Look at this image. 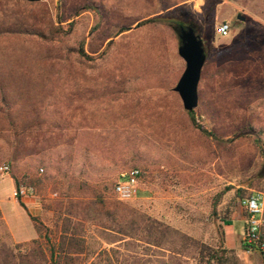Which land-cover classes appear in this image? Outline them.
I'll list each match as a JSON object with an SVG mask.
<instances>
[{"label":"rangeland","instance_id":"374dc122","mask_svg":"<svg viewBox=\"0 0 264 264\" xmlns=\"http://www.w3.org/2000/svg\"><path fill=\"white\" fill-rule=\"evenodd\" d=\"M250 2L257 20L245 11ZM259 2L0 0V166L10 168L0 174V201L11 227L34 232L11 196V179L32 173L43 181L41 192L31 187L41 208L32 217L48 230L43 242L56 244L70 202L95 200L81 183L104 196L110 215L79 213L84 250L74 264H105L107 254L132 264H215L211 256L228 250L225 227L245 233L241 202L264 195ZM155 16L192 24L203 42L194 111L208 134L192 126L173 91L185 67L177 34L165 23L140 25ZM220 22L230 25L228 37L215 34ZM134 167L139 193L119 201L114 184ZM121 216L152 218L185 238H172L171 251L117 241ZM242 237L239 253L258 255ZM15 246L0 215V264H20Z\"/></svg>","mask_w":264,"mask_h":264},{"label":"trees","instance_id":"16d2710c","mask_svg":"<svg viewBox=\"0 0 264 264\" xmlns=\"http://www.w3.org/2000/svg\"><path fill=\"white\" fill-rule=\"evenodd\" d=\"M149 23H165L174 32L178 33L179 27L185 24L181 21H177L173 18H167L165 16H155L151 19L141 22L140 25H145ZM126 31L125 28H120L119 33ZM3 102V100H2ZM189 120L193 127L199 129L202 133L208 134V132L200 126L195 118V111L186 112ZM137 168V167H134ZM138 169V168H137ZM15 188H18L21 184L26 187H33L36 191L41 192L43 188V181L38 178L36 174L28 173L23 176V181L13 179ZM76 183V182H75ZM80 189L85 190L91 194V197L95 200L88 201L86 203L79 200V202H70V210L63 216L61 220V227L59 230V237L56 244L49 240L48 236H45V241L42 239V232L46 228L39 222L35 217L29 215L30 221L32 222L34 229L38 235V238L27 243L17 244L15 249L17 250V257L20 264H74V256L81 254L84 250V227L81 223L79 213L84 214V216L95 215H110L108 210L105 208V203L103 201V194L100 191L91 188L86 183L80 184ZM243 199V198H242ZM20 206L25 209L20 198L17 199ZM78 209V212H73V209ZM26 210V209H25ZM112 219L117 221L114 218ZM121 220L117 224L116 233L120 236L117 241H122L127 236L129 239H134L140 243L147 245L148 247H154L155 249H170L168 244L171 243L172 238H185L177 230L170 228L152 218L142 216L141 218H130L129 220L124 219L123 216L120 217ZM137 237V238H136ZM261 237L264 238V230L261 233ZM170 242V243H169ZM245 251L257 250V248H249L243 245ZM175 252V251H173ZM107 252H102V254ZM222 255L217 256L212 255L211 258L214 259L215 264H239V260L236 257L233 250H221ZM100 254V253H99ZM105 264H132L129 262H119L117 259L112 260L108 254L104 260Z\"/></svg>","mask_w":264,"mask_h":264},{"label":"built area","instance_id":"2783aa9c","mask_svg":"<svg viewBox=\"0 0 264 264\" xmlns=\"http://www.w3.org/2000/svg\"><path fill=\"white\" fill-rule=\"evenodd\" d=\"M229 33L230 25L228 23L220 22L215 26V34L218 37H228ZM9 170L8 165L3 164L0 166L1 175L8 174ZM141 178L142 172L137 168L121 172L113 188L117 199L127 202L137 197ZM33 195V188L23 185L13 189L11 193L12 198L15 200ZM241 203L246 212V225L242 244L249 248H257L260 252L264 253V238L261 237L264 225V195L256 192L245 198Z\"/></svg>","mask_w":264,"mask_h":264},{"label":"water","instance_id":"95a60500","mask_svg":"<svg viewBox=\"0 0 264 264\" xmlns=\"http://www.w3.org/2000/svg\"><path fill=\"white\" fill-rule=\"evenodd\" d=\"M25 1L36 3L40 0ZM239 19L243 21V18ZM177 36L179 39L177 54L185 67L173 91L178 94L184 111L192 112L198 106V85L205 63V51L203 42L192 24L180 26Z\"/></svg>","mask_w":264,"mask_h":264},{"label":"crops","instance_id":"0c3cea01","mask_svg":"<svg viewBox=\"0 0 264 264\" xmlns=\"http://www.w3.org/2000/svg\"><path fill=\"white\" fill-rule=\"evenodd\" d=\"M257 1L259 4L260 3L259 0H257ZM182 3H186V2L183 1ZM252 7L253 6L251 5V2H250L248 7L245 8V11L247 13V16L252 17V18L257 20V17L259 15V13H258L259 10H257V13H255L254 12L255 9L253 11ZM259 20H261V19L259 18ZM11 181L13 184V188H12V191H13V189H15V186H14V181L12 179H11ZM13 200L15 203H17L19 205L20 208H22L17 200H15V199H13ZM21 201H22L26 210L23 208L22 209L25 211L28 218H29V215L30 216H37L40 214L41 208H40L39 201L36 197L28 196V197L22 198ZM0 215H1V218H2V220L6 226L7 230H8V233L11 237V240L15 245L27 243V242H30V241L38 238V235L34 229L32 222H31V224H32L34 232H33V234H31L32 232H28L27 237H23L24 235H22L23 234L22 232L14 230L11 227L10 223L8 222L6 215H5V213L1 207V201H0ZM29 220H30V218H29ZM238 231H239L238 235L240 234V236H237V234H236V232H234V228L231 224H228V226L225 227L226 238L224 241V245H225L226 249L234 251L236 257L239 260V264H264V253H262V252H260L258 255L257 254L256 255L250 254L249 256H245L243 253H239L237 241L241 239V236H243L244 232H242V228L239 229Z\"/></svg>","mask_w":264,"mask_h":264},{"label":"flooded vegetation","instance_id":"af4514ba","mask_svg":"<svg viewBox=\"0 0 264 264\" xmlns=\"http://www.w3.org/2000/svg\"><path fill=\"white\" fill-rule=\"evenodd\" d=\"M186 25H184V27H185Z\"/></svg>","mask_w":264,"mask_h":264}]
</instances>
